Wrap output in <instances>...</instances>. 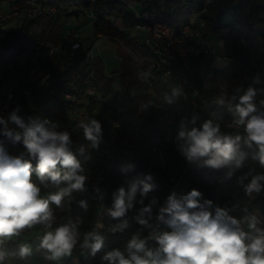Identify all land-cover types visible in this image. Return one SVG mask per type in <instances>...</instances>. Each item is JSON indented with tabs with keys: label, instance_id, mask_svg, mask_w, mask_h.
Returning <instances> with one entry per match:
<instances>
[{
	"label": "trees",
	"instance_id": "trees-1",
	"mask_svg": "<svg viewBox=\"0 0 264 264\" xmlns=\"http://www.w3.org/2000/svg\"><path fill=\"white\" fill-rule=\"evenodd\" d=\"M57 6L58 12L43 14L38 17H22L16 29H9L5 37L8 41L0 49V71L3 78L0 79V99L3 97L2 85L7 78L12 80L14 101L20 107L17 115L27 125L33 122L44 123L46 127L56 125V131L68 132L71 143L69 149L74 155L80 154L79 163L81 169L78 175L86 177L82 191L73 190L60 207L50 204L53 214L51 227L37 224L24 229L19 236L2 240L0 247L10 253L12 264H104V252L112 247H123L128 240L125 229L104 238V245L95 256L81 248L85 234L97 232L95 222L101 219L106 225H118L128 215L113 218L109 215V209L113 207L114 194L123 187L128 191L133 184L137 185V193L134 201L140 205L135 223L151 235V231L164 232V221L159 219L160 209L167 203V187L162 181V173L157 164V156L153 151V139L160 130L156 114L159 106L167 103L175 114L176 122L173 126L176 140L166 149V157L175 175H180L181 170L190 161L183 154L182 146H186V137L181 138L179 133L185 130L184 124H188V116L185 110L178 106L171 98L169 88L165 82L159 79L152 86H148L143 76L137 71L135 62L128 52L121 49L124 44L130 50H139L142 63L149 56L148 48L137 38L140 35L133 34L131 29L118 27L113 18H118L123 24H134L138 17L131 10L129 4L123 0H42ZM144 9L154 8L159 19L167 23L173 29H179L188 17L202 6L203 0H165L157 4L156 0H134ZM84 9L93 14L92 28L95 37L98 33L117 44V54L120 57V69L105 73L100 58L93 60L92 82L96 93L89 98L87 104H80L64 96L65 92L76 98L83 95L84 77L87 70V53L91 50L95 40L82 38L81 47L70 50L66 45L54 53L51 60L43 63L37 70L36 78H27L26 67L14 65L12 70L7 68V63L13 62L16 54H19L34 43L40 41H62L63 34L70 27L68 19L79 16L82 12H68L69 9ZM83 14V13H82ZM202 16L205 20L204 32L208 37L221 38L223 52L230 58V62L221 68H212L211 77L202 81L200 69L208 67V60L204 55L193 56L188 67L178 74V79L185 88L195 87L207 100L216 98L217 91L223 88L227 91L233 89L238 92L242 87L259 90L255 115H264V0H234L232 4H226L223 0H208L206 10ZM226 26L227 31H221ZM244 42H240V38ZM248 77V81L244 78ZM117 81L123 90L113 86ZM49 82V84H47ZM240 99L230 104L212 106L207 114L214 117L213 126L218 125L222 135L241 136V151L245 153L243 159L236 157L228 166L220 169L210 168L205 165L202 157L194 175L190 178L188 188L183 196L193 189L200 192L197 198L201 204L211 201L217 205L226 193L225 183L232 168H238L242 177L251 172L252 175H264V165L258 159L259 149L253 146L249 149L243 143L242 130L227 126L230 121L239 119L236 106ZM84 107L86 118L80 120L71 114V109ZM147 107L146 114L141 118V107ZM96 110V111H95ZM99 112H106L117 120L118 125L112 126L99 116ZM197 112V110H196ZM96 120L101 125V139L97 147H92L86 140L83 129L79 127L81 121L85 123ZM7 130L22 132L16 124ZM0 129V145L12 156H22L25 160H31L22 143H13L12 140ZM252 154V166L244 167L243 163ZM236 160L240 161L237 167ZM33 169L36 161L31 160ZM63 172L67 171L62 169ZM151 179H146L147 177ZM100 178L106 196L102 205L97 203L90 194L91 182ZM31 180H37L35 171ZM74 181H62L59 185L51 182L39 185L40 195L47 197L61 188H66ZM152 185L151 191L154 199L147 201L141 196L144 184ZM242 185V183H241ZM261 191L256 192L258 199L264 200V181H261ZM155 201V203H153ZM84 202L85 206L81 205ZM151 205V212L141 215L142 209ZM235 218L241 221V227L245 231H251L244 218L252 214L249 206L236 202ZM143 219L146 223L141 224ZM75 224L78 232V240L71 255H63L56 259L49 258L51 253L41 247V240L46 231H54L64 224ZM40 231L42 238L31 239L32 231ZM28 239L31 253L20 257L19 246L23 239ZM155 243V241H153ZM78 260L80 262H78Z\"/></svg>",
	"mask_w": 264,
	"mask_h": 264
},
{
	"label": "clouds",
	"instance_id": "clouds-1",
	"mask_svg": "<svg viewBox=\"0 0 264 264\" xmlns=\"http://www.w3.org/2000/svg\"><path fill=\"white\" fill-rule=\"evenodd\" d=\"M255 95L256 90L249 88L240 97V104L236 106L239 119L235 123L238 126L245 125L246 137L243 143L249 149L253 146L259 149L258 159L264 165V115L250 116L256 111L252 103ZM219 103L223 104L224 100L221 99ZM9 119L23 131L13 133L7 130L6 122L0 119V124H5L4 134L13 143H22L31 160L36 161V166L33 169L31 160L12 156L0 145V238L8 239L19 236L24 229L37 224L50 228L53 214L49 205L60 207L64 198L70 196L73 190H83L86 179L77 174L81 165L69 149L71 141L68 132L56 131L55 124L46 127L47 121L27 125L15 111ZM79 127L83 129L84 138L91 142L92 147H97L101 139V125L96 120H91L88 123L81 121ZM179 136L187 138L186 146H182L186 158L195 161L207 157L204 163L210 168L220 169L228 166L237 156L241 159L245 156L241 151V136L222 135L219 126H213L211 121L205 122L201 129L181 131ZM236 165L240 166L239 160H236ZM62 169L67 171L62 174ZM33 171L41 184L74 182L45 198L40 195V187L31 180ZM250 175L251 172L241 177L240 182ZM261 181H264V175H252L245 186L246 192H260ZM151 189L152 185L145 183L141 196H145ZM136 193V184L128 191L121 187L114 194L109 215L113 218L124 216L133 206ZM200 195L195 189L180 198L175 193L171 194L166 206L160 209L159 216L171 231L154 232L145 239L133 235L127 243L126 255L116 249L107 252L103 260L107 264H264V229L257 227L260 221L256 216L244 218L248 228L256 233L253 235L251 231L243 230L241 221L229 216L226 209L216 207L214 213L210 211L212 202L205 201L201 204L197 199ZM81 205L85 206L84 202ZM150 212L151 205L143 208L141 215ZM140 223L144 224L146 221L141 219ZM124 227H127L126 221L119 226L120 229ZM78 235L75 224H64L54 231H46L41 247L51 253V259L71 255ZM149 240L155 241L156 246L149 247ZM103 245L104 238L100 234L89 232L85 234L81 248L95 256ZM30 253L29 245L19 246L20 257ZM10 255L0 247V264H5Z\"/></svg>",
	"mask_w": 264,
	"mask_h": 264
},
{
	"label": "built area",
	"instance_id": "built-area-1",
	"mask_svg": "<svg viewBox=\"0 0 264 264\" xmlns=\"http://www.w3.org/2000/svg\"><path fill=\"white\" fill-rule=\"evenodd\" d=\"M126 1V0H123ZM208 0H203L202 6L198 11L193 12L188 20L179 28L173 29L167 23L161 21L154 8L144 9L136 13L138 20L132 25V28L139 31L141 34L137 38L148 48L149 56L145 62L141 61V53L139 50H134L136 56V68L137 71L143 76L148 86H152L159 79L168 85V81L171 76H175L179 85L180 97L183 103V109L188 116V124H184L185 130H192L193 128L201 129L202 125L211 121L213 123L214 117L211 114H207L209 109L214 105H220L219 101L224 100L223 104H230L236 99H240L241 96L246 94L248 88L242 87L237 93L233 89L227 91L220 88L217 91L216 98L207 100L204 95L195 87H183L181 81L178 79L180 71L185 70L191 58L193 56L204 55L208 60V67L221 68L230 62V58L225 56L223 52V41L221 38L208 37L204 32L205 20L202 16L206 10V4ZM79 11L83 14L90 13V11L78 8L69 9L68 12ZM58 12V8L55 4L45 2L42 0H0V39L7 35L10 29V21L15 18L22 17H38L43 14H54ZM94 17V16H93ZM228 28L226 26L221 27V31L225 32ZM101 36L100 33L97 34ZM240 42H244V38H240ZM83 39L81 37L79 27H69L63 34L62 41L54 43L52 41H40L34 43L29 49L16 54L14 63H7V68L12 70L14 65L26 67L29 74L35 72V68L38 70L43 63L51 60L54 53H56L62 45H66L68 49L75 50L81 47ZM93 57L91 52L87 53V70L84 77L83 95L81 98H76L68 92L64 93V96L72 101H76L80 104H87L89 98L93 96L96 91L92 82L93 75ZM207 67L200 69V76L202 81H207L211 77V73L206 70ZM3 78V74L0 71V79ZM244 81H248V77L244 78ZM49 84V82H47ZM13 84L10 78H7L2 85L3 97L0 99V119L6 122L7 129L12 128L14 123L10 121V115L15 111L16 114L20 110V107L15 104L13 90ZM260 91H256V95L253 97L252 103L256 106L257 98ZM243 106V105H241ZM197 110V112H196ZM71 114L77 116L80 120L86 118V111L84 107L73 108L70 110ZM96 111V110H95ZM251 115H255L251 113ZM99 116L112 126H117L118 122L112 116L106 112H99ZM250 118V117H249ZM245 120V124L247 122ZM156 120L159 126V131L155 134L153 139V151L157 156V164L160 168V172L163 174L162 181L168 187L171 192L177 184L180 175H175L168 164L166 157L167 147L174 143L176 140V134L173 126L176 122L175 114L167 103L159 106L156 114ZM235 121L227 123L228 127L236 128L243 131L244 137H246L245 125H237ZM1 131L5 130V124H0ZM76 159L79 161L80 154H76ZM252 154L249 155L247 160L243 163L244 167L252 166ZM242 172L238 168H232L230 175L225 183V195L218 201L220 208H224L228 211V215L235 218L237 198L242 192V185L240 178ZM37 186L40 183L37 180H32ZM90 194L92 198L102 205L106 196V191L101 183L100 178H96L91 182ZM145 198L147 201L154 199L153 194L148 193ZM98 234L103 238L111 236L110 225H106L101 219L95 222ZM164 230V224L162 225ZM159 233L158 230L151 231L152 233ZM13 238V237H12ZM7 240L8 238H1ZM120 250L125 252L126 247H112L107 249L104 254L112 250ZM126 255V252H125ZM5 264H9L8 260Z\"/></svg>",
	"mask_w": 264,
	"mask_h": 264
},
{
	"label": "rangeland",
	"instance_id": "rangeland-1",
	"mask_svg": "<svg viewBox=\"0 0 264 264\" xmlns=\"http://www.w3.org/2000/svg\"><path fill=\"white\" fill-rule=\"evenodd\" d=\"M163 1H165V0H156V3L160 5L163 3ZM223 1L226 4H232L234 2V0H223ZM126 2L129 4V6L133 7V5L131 3H129V1L126 0ZM133 4H134V8L136 10H138V11L141 10V7L138 3L134 2ZM90 16H91L90 13H86V16H84L82 13L79 15V19H81V21H83V22L85 21L84 24L80 28L81 37L82 38H92L95 40V42L91 48V52H92V55L98 56V58L101 59L105 73L108 74L111 71L119 70L120 69V57L117 54V44L114 43L113 41L109 40L105 36L95 37L94 31L92 28V23H91L92 20L90 19ZM76 17H78V16H72L71 18H76ZM18 19H20V18H15V19L10 21V29L11 28L16 29L18 27V25H19ZM79 19H76V20L78 21ZM72 21H73V19H70V18L68 19L69 24H72ZM113 22H115L118 27L125 28V29H131L130 31H132L133 34H134V32H137L138 35H140L139 31L132 28L133 24H130V25L123 24L118 18H113ZM7 41H8L7 37H5V36L1 37L0 49L3 45H5L7 43ZM121 49L124 52H128V54L133 59V61L136 62V56H135V53L133 52L134 50H130L124 44L121 45ZM206 70L208 72H210L212 70V68L207 67ZM36 72H37L36 68H35V72L33 74H29L27 72V78H31V79L36 78V76H37ZM113 86L115 88L119 89L120 91L123 90V88L120 86V84L117 81L113 82ZM167 86L169 88L172 100L178 106L183 108L184 105H183L181 97H180L179 85L177 83L175 76L170 77ZM261 96L264 97V93H262ZM146 112H147V107L146 106L141 107V109L139 111L141 118L146 114ZM66 199H67V197L64 198V200H66ZM139 211H140V205L137 204L135 201H133V206L130 208L129 215L122 222L123 223L125 221L127 222L126 228H127L128 232L132 234V236L133 235H139V237L141 238L142 237L141 236V229L134 223L135 222L134 220H135L137 213ZM112 231L113 230L110 231L111 235L113 234ZM30 234L32 236L31 237L32 240H38V239L42 238L40 231L34 230ZM23 244H27L30 246V243L28 242L27 237L23 239ZM78 262H80V261L78 260Z\"/></svg>",
	"mask_w": 264,
	"mask_h": 264
},
{
	"label": "crops",
	"instance_id": "crops-1",
	"mask_svg": "<svg viewBox=\"0 0 264 264\" xmlns=\"http://www.w3.org/2000/svg\"><path fill=\"white\" fill-rule=\"evenodd\" d=\"M127 1H129V3H131L133 5V7H131V6H129V7L131 8V10L135 14L141 11V10L138 11V10H136L134 8V4H133L135 2L134 0H127ZM83 15L86 16V14H83ZM92 18H93V15L90 16L91 20H92ZM70 19H73V21H72V24H70L69 26L70 27H72V26L79 27V29L81 28V26L85 22V21L84 22L81 21V19H79V16L76 17V18H70ZM76 19H79V20L77 21ZM115 25H116V23H115ZM135 34L138 35L137 32H135ZM139 34H141V33H139ZM98 37H102V36H98ZM90 52H91V50H90ZM91 55H92V52H91ZM92 57H93V59L98 58V56H94V55H92ZM209 73H211V71ZM199 160H200V158L198 160H195V161H190L185 167L182 168L181 173H180V177H179V179L177 181V184H176V186L174 187V189L171 192H169V189L166 186L167 187V198L173 193L176 194L177 198L183 197V195L186 193V190L188 188V184H189L190 178L194 175L195 170L199 166ZM251 178H252V175L247 176V178L243 180V182H242V192L240 193L239 197L237 198V202H240V203H243V204L249 206L251 208V210H252V214L254 216H256V218L260 221V223L257 225V227L264 229V200L258 199L256 197V192H252L251 194H248L246 192V190H245V186L250 182ZM216 207H219V205L218 204L217 205H212V207L209 210L213 211V213H214V210H215ZM165 219H167V216H165ZM121 224H123V222H120L118 225H110V228H111L110 231L115 228L117 230L116 231H112V232H117V233L120 232L122 230V229L119 228V226ZM139 228L141 229V236H142L141 239H145V238L149 237V234H147L144 231V229H142L141 227H139ZM123 229H125V234L128 237V240L126 241V243L124 245L125 247H127V243L132 238V234L128 232L126 227H124ZM163 231L164 232L165 231H171V229L167 226V224L165 222H164V230ZM148 246L149 247H155L156 244L152 240H149L148 241ZM7 260L9 262V264H12L11 263L12 261L10 260V258H8ZM104 264H107V262L104 261Z\"/></svg>",
	"mask_w": 264,
	"mask_h": 264
}]
</instances>
